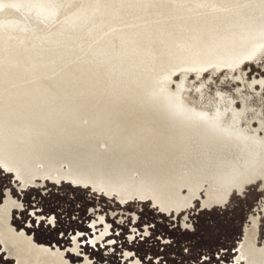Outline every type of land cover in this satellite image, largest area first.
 <instances>
[{"label": "rangeland", "instance_id": "rangeland-1", "mask_svg": "<svg viewBox=\"0 0 264 264\" xmlns=\"http://www.w3.org/2000/svg\"><path fill=\"white\" fill-rule=\"evenodd\" d=\"M14 40L24 53L34 43L22 60L40 70L0 62V80L31 77L51 90L44 83L49 77L46 84L64 89L73 102L137 89L191 103L222 89L221 100L235 91L255 98L264 116V0H0V54ZM55 59L94 90L45 73ZM250 125L264 137V117ZM5 165L0 159V264H49L51 253L60 264H246L238 258L247 228L264 245L263 172L249 169L251 177L231 189L224 205L203 204L204 183L189 208L169 211L151 195L124 197L58 173L26 180Z\"/></svg>", "mask_w": 264, "mask_h": 264}, {"label": "bare ground", "instance_id": "bare-ground-1", "mask_svg": "<svg viewBox=\"0 0 264 264\" xmlns=\"http://www.w3.org/2000/svg\"><path fill=\"white\" fill-rule=\"evenodd\" d=\"M59 34L51 36L57 40ZM63 35L70 41L71 35ZM12 45L0 54L1 63L18 69L28 66L31 73L40 70L22 60L36 50L34 43L25 53L19 40ZM69 71L65 62L56 59L45 69L51 76L67 77L72 86L94 90L92 84L88 87L84 80L70 78ZM50 80L45 78L44 83L51 90L31 77L0 80V159L26 180L36 174L54 177L58 173L80 183L103 185L124 197L151 195L162 209L170 211L190 206L204 183L209 186L203 204L220 206L231 189L241 188L242 181L251 177L249 169L253 174L264 173V137L250 130L251 120L264 116L258 101L242 92L221 100L217 94L224 95V90L217 89L214 97L191 98L188 103L126 89L119 97L104 93L97 99L73 102L64 89L46 84ZM234 97L243 103L241 110L234 107ZM101 142L106 143L105 150ZM38 162L45 168L37 169ZM64 162L68 170L61 168ZM182 187L187 188L186 194ZM255 243L256 234L247 228L238 260L264 264V249L254 248L259 251L255 256L249 248Z\"/></svg>", "mask_w": 264, "mask_h": 264}, {"label": "crops", "instance_id": "crops-1", "mask_svg": "<svg viewBox=\"0 0 264 264\" xmlns=\"http://www.w3.org/2000/svg\"><path fill=\"white\" fill-rule=\"evenodd\" d=\"M256 246L255 245H253V246H249V248L254 252V255L255 256H257L258 254H259V251H256L254 248H256V249H260V248H263L264 249V245L263 246H259L258 244H257V238H256ZM35 252V251H34ZM239 253H240V250H239ZM44 254H47V255H49V253H48V251H43V252H39V255L40 256H38V257H42V255H44ZM53 257H56L57 259L55 260V259H53ZM50 258L51 259H49V261H60V258H59V256H57V254H53V253H51L50 254ZM48 259V258H47ZM48 261V260H47ZM241 261H244V260H241Z\"/></svg>", "mask_w": 264, "mask_h": 264}, {"label": "flooded vegetation", "instance_id": "flooded-vegetation-1", "mask_svg": "<svg viewBox=\"0 0 264 264\" xmlns=\"http://www.w3.org/2000/svg\"><path fill=\"white\" fill-rule=\"evenodd\" d=\"M0 225H5V222L3 220H1ZM34 253H36V256H40L38 252L35 251ZM47 263H49V264H60V263H57V261H47Z\"/></svg>", "mask_w": 264, "mask_h": 264}, {"label": "water", "instance_id": "water-1", "mask_svg": "<svg viewBox=\"0 0 264 264\" xmlns=\"http://www.w3.org/2000/svg\"><path fill=\"white\" fill-rule=\"evenodd\" d=\"M199 205H200L201 207H203L200 203H199Z\"/></svg>", "mask_w": 264, "mask_h": 264}]
</instances>
